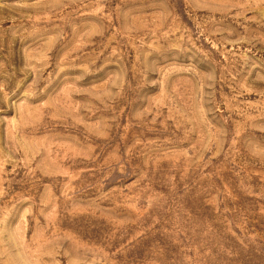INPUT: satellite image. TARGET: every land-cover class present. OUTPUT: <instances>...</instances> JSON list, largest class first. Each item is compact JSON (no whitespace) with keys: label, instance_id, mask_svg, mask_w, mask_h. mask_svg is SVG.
Returning a JSON list of instances; mask_svg holds the SVG:
<instances>
[{"label":"rangeland","instance_id":"rangeland-1","mask_svg":"<svg viewBox=\"0 0 264 264\" xmlns=\"http://www.w3.org/2000/svg\"><path fill=\"white\" fill-rule=\"evenodd\" d=\"M0 264H264V0H0Z\"/></svg>","mask_w":264,"mask_h":264}]
</instances>
